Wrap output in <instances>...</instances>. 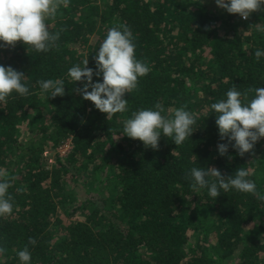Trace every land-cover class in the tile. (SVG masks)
I'll return each mask as SVG.
<instances>
[{"label": "trees", "instance_id": "obj_1", "mask_svg": "<svg viewBox=\"0 0 264 264\" xmlns=\"http://www.w3.org/2000/svg\"><path fill=\"white\" fill-rule=\"evenodd\" d=\"M70 0L48 21L63 29L58 47L37 52L23 42L0 48V65L26 75L29 95L0 103V170L14 176L11 215L0 217V264H264V202L232 189L216 199L184 178L192 167L223 175L249 171L264 194V138L254 156L229 148L221 157L210 105L239 90L264 87V13L248 20L215 0ZM127 25L136 58L151 71L125 95L127 111L111 117L73 91L68 69L93 57L114 25ZM207 28V30H206ZM3 43V42H0ZM63 79L65 95L42 93L39 80ZM102 82L93 77V82ZM90 90V89H89ZM160 102L163 115L181 105L196 114L180 145L161 134L159 150L123 136L131 113ZM71 139L64 159L46 168L45 151ZM213 179V178H209Z\"/></svg>", "mask_w": 264, "mask_h": 264}, {"label": "clouds", "instance_id": "obj_2", "mask_svg": "<svg viewBox=\"0 0 264 264\" xmlns=\"http://www.w3.org/2000/svg\"><path fill=\"white\" fill-rule=\"evenodd\" d=\"M69 3L70 0H0V42H3L0 48H14L17 42H23L37 52L47 53L58 47L63 29L51 32L48 21L56 17L61 7L67 8ZM215 4L244 20H248L253 13H264V0H215ZM134 39L129 26L114 25L108 29L106 38L93 57L95 69L88 67V58L82 61V66L76 64L68 69L67 75L71 80L83 84V87L73 91L84 100L91 101L107 117L127 111L125 95L138 91V78L151 71L145 60L136 58ZM254 55L259 61L264 57V50L257 49ZM94 76H102V82H93ZM25 79L23 72L0 65V103H7L13 92L20 96L29 95ZM37 83L41 92L50 93L51 98L65 95L63 79L39 80ZM210 108L216 115L219 139L226 141L218 143L219 155L231 160L233 157L228 155L231 147L240 157L246 153L254 156L256 143L264 138V87L241 91L233 85L226 92V98L212 103ZM163 113L165 108L160 102L154 107L132 112L131 118L124 122L123 136L139 140L146 149L156 151L159 150L161 134L175 145H180L196 130V114L187 110V105L176 108L171 116ZM184 178L191 181L193 191L207 188L208 195L215 199L220 196L221 190L226 193L235 189L264 202V194L258 192L256 182L249 179V171L243 167L227 176L215 167H192L186 171ZM14 180V176L0 170V217L13 213L14 197L9 189L13 187ZM36 243L35 238L29 237L28 244L17 252L22 264H30L32 256L28 245ZM5 251L6 248L0 246V255Z\"/></svg>", "mask_w": 264, "mask_h": 264}, {"label": "rangeland", "instance_id": "obj_3", "mask_svg": "<svg viewBox=\"0 0 264 264\" xmlns=\"http://www.w3.org/2000/svg\"><path fill=\"white\" fill-rule=\"evenodd\" d=\"M99 5L101 7H103L104 5L107 6V2L105 0H99ZM52 144V141L48 142V144L46 145L48 149H46L44 154L47 160L45 164L47 169L53 168V166L56 164V158L65 160L73 148L71 139L64 141V143L59 144L58 147L55 148H51V146H54Z\"/></svg>", "mask_w": 264, "mask_h": 264}]
</instances>
